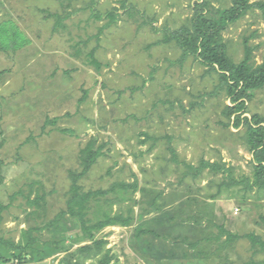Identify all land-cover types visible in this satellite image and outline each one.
Returning <instances> with one entry per match:
<instances>
[{"label":"rangeland","instance_id":"374dc122","mask_svg":"<svg viewBox=\"0 0 264 264\" xmlns=\"http://www.w3.org/2000/svg\"><path fill=\"white\" fill-rule=\"evenodd\" d=\"M231 6L0 0V239L21 249L29 235L37 241L24 251L3 245L0 264H97L107 252L110 264H263L264 251L246 239L221 246L219 227L264 241V190L252 185L256 163L241 139L245 126H233L237 115H256L264 128V87L228 117L236 103L218 68L179 47L199 15L219 20ZM219 33L235 64L246 41L253 65L264 63L261 10ZM90 140L104 156L81 185L108 193L91 203L88 218L129 219L93 238L68 215L52 225L66 208L69 171ZM201 161L223 169L193 175L186 167ZM121 183L136 189L121 191ZM36 197L41 208L28 205ZM100 240L99 251L81 253Z\"/></svg>","mask_w":264,"mask_h":264},{"label":"trees","instance_id":"16d2710c","mask_svg":"<svg viewBox=\"0 0 264 264\" xmlns=\"http://www.w3.org/2000/svg\"><path fill=\"white\" fill-rule=\"evenodd\" d=\"M253 9L261 10L264 15V2L259 1L250 3V0H232L231 8L228 11L222 12L219 20L197 15L198 17L193 24L192 35H190L188 40L184 39L181 45H179V47L183 49L184 55L188 53L193 56L196 55L197 59H199L203 65L210 67L212 70H215V66L218 68L222 84L228 89L229 95L232 97V102L236 103L233 108H228V117L244 110V103L242 100L250 99L251 91L260 90L264 87V63L256 67L253 65L252 53L251 49L248 47L247 41L244 43V57L242 61L235 64L226 55V50L220 39L219 33L223 25L227 22L234 23L237 20L242 19ZM218 14L219 12H216V15ZM91 64L98 67L95 60L92 61ZM241 123L245 126V132L241 139L243 143L253 152V160L256 163L255 182L252 185L253 187H259L264 190L263 121L256 115H253L250 119L245 117L241 118L239 115L235 116L233 126L238 128ZM102 148V145L96 146L95 140H90L79 151V167L76 170H70L68 174L70 186L68 190L66 208L57 215V220L52 221V225L56 224L58 220L65 219V216L68 215L79 222L82 233L89 236V238H93V233H98L106 226L116 224L124 226L128 224L129 219L122 215L111 216L103 214L102 219H99L97 222H92L90 218H88L91 203L99 202L100 197H103L106 193H108V191L105 192L102 190L85 191L81 185V181L87 177L92 167L104 156ZM186 167L189 169L191 168L194 171L193 175L199 174L202 169L206 168H210L212 173H217V171L223 169L216 164H210L205 161H201L198 168H192L189 165H186ZM227 172H229V177L231 179L232 169H229ZM234 181L235 180L232 179L230 182L233 183ZM232 183L227 182L226 184L233 185ZM116 188H119L121 191H127V189L130 188L136 189V186L121 183L117 184ZM41 201H43V197H36L32 201H28V205L41 208ZM5 209L6 206L0 203V225L3 220L2 214ZM219 228L225 236V240L221 246L226 244L231 245L234 241L239 239H246L251 243L253 248L258 247L260 251H264V241L260 240L254 234L238 236L226 231L222 227ZM34 230L36 232L40 231L39 229ZM36 242V238L29 235L26 247L21 249L18 244L16 245L10 241L0 239V248L3 245H6L15 249L19 248V250L24 251L26 249H33V245ZM104 243L105 242L103 240L95 241L92 244L83 246L80 251L84 255H89L94 251H99L103 247ZM0 258L5 260L1 254ZM110 261L111 259L109 253L107 252L97 264H110Z\"/></svg>","mask_w":264,"mask_h":264}]
</instances>
